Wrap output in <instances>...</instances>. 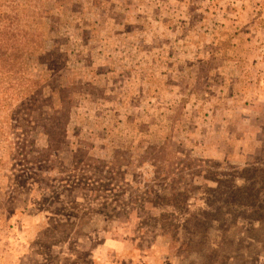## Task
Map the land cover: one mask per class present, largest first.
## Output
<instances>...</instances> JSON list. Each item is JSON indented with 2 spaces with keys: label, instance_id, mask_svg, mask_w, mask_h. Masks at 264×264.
I'll list each match as a JSON object with an SVG mask.
<instances>
[{
  "label": "rangeland",
  "instance_id": "1",
  "mask_svg": "<svg viewBox=\"0 0 264 264\" xmlns=\"http://www.w3.org/2000/svg\"><path fill=\"white\" fill-rule=\"evenodd\" d=\"M0 13V264H264V0Z\"/></svg>",
  "mask_w": 264,
  "mask_h": 264
},
{
  "label": "trees",
  "instance_id": "2",
  "mask_svg": "<svg viewBox=\"0 0 264 264\" xmlns=\"http://www.w3.org/2000/svg\"><path fill=\"white\" fill-rule=\"evenodd\" d=\"M28 11L29 10L23 11V12H28ZM30 13H31V15L34 14V15L40 16V13L37 10L30 11ZM0 15L2 16L1 20L5 24H7L5 27H3V29H4L3 33L7 36H11L13 33H17V35L19 37L20 42L16 46V49L20 50V53H21V50L23 51V53H25L26 50H30L29 46H28V38L36 36L35 34L37 33V31L34 29H32L33 31H31V30L28 31V30L21 28L20 23L14 19L12 14L0 13ZM5 37L3 39L5 42V45H3V48L7 49L10 47V45H8V43H7L9 40L8 37H7V39ZM36 38H37V36H36ZM22 41H23V43H22ZM30 52L32 53V50Z\"/></svg>",
  "mask_w": 264,
  "mask_h": 264
}]
</instances>
